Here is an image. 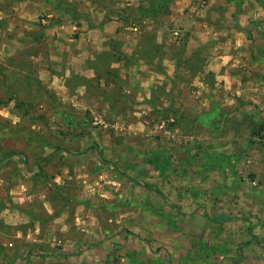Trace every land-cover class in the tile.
Masks as SVG:
<instances>
[{
	"label": "rangeland",
	"instance_id": "obj_1",
	"mask_svg": "<svg viewBox=\"0 0 264 264\" xmlns=\"http://www.w3.org/2000/svg\"><path fill=\"white\" fill-rule=\"evenodd\" d=\"M95 2L107 11L101 21L112 15V20L120 19L117 30L141 38L138 53L159 68L163 45L144 28L145 12L139 15L130 7L116 12L121 10L120 0ZM3 9L0 264H26L17 249L24 254L26 244L36 239L45 243L54 236L73 238L76 224L95 234L109 228L112 235L133 226L135 239L129 245L137 250V264H264L261 144L237 142L242 149L237 155L214 151L220 144L212 140L210 131L185 132L171 109L137 115L129 102L115 103L118 73L105 63L116 61L129 68L131 61L116 59L119 51L114 44V53L90 64L104 85H99V77L91 79L97 82L66 78L69 90L81 85L95 96L91 101L79 100L80 94L76 97L62 89L65 78L56 80L62 74L60 61L53 64L47 58L41 64L34 59L49 52L39 23L26 29L24 20L13 18L7 1ZM72 16L78 21L87 14L77 11ZM133 27L136 32L130 31ZM173 29L170 25L161 32L175 59L183 53L186 36L173 46ZM192 65L198 68L199 62ZM155 164L163 165L158 169ZM203 216L232 220L209 224ZM144 228L151 231L145 234ZM22 234L28 235L26 239L20 238ZM36 264L48 262L38 259Z\"/></svg>",
	"mask_w": 264,
	"mask_h": 264
},
{
	"label": "crops",
	"instance_id": "obj_2",
	"mask_svg": "<svg viewBox=\"0 0 264 264\" xmlns=\"http://www.w3.org/2000/svg\"><path fill=\"white\" fill-rule=\"evenodd\" d=\"M6 1L13 18L24 20L26 29H30L29 24L39 23L36 26L49 52L48 57L37 54L34 59L41 64L47 58L53 64L60 61L62 74L56 75V80L65 78L62 89L75 92L76 97L80 94L83 99L79 100L91 101L95 96L91 97V91L81 85L69 90L65 86L66 78L79 76L97 82L91 80L99 75L90 64L103 61L108 52L114 53L111 47L114 44L119 51L116 59L131 61L129 68L116 61L104 62L108 69H116L118 73L119 86L115 90L119 96L115 103L129 102L137 109L134 112L137 115L155 109L161 112L171 109L185 132L192 129L195 135L198 131L203 135L210 131L212 140L220 144L214 151L229 150L237 155L242 151L237 142L249 140L261 144L264 156V0H120L121 10L116 8V12L120 13L125 7L136 10L139 15L145 12L144 28L157 44L163 45L159 68L138 56L136 51L141 38H132L117 30L120 19L112 20V15L101 21L107 11L95 0H0V20ZM77 11L87 16L74 21L72 12ZM170 25L174 28L173 35L177 33L175 44L171 43L173 46L180 45L186 36L183 53L175 59L161 32ZM72 34L77 36L72 37ZM193 61L199 62L198 68L193 69ZM109 71H105V75ZM98 83L104 85L100 77ZM150 177L156 181L154 175ZM203 218L209 224L232 220L230 217ZM224 219L227 221L223 222ZM109 224L113 226L112 220ZM76 225L77 236L73 238L54 236L45 243L35 238L36 242L26 244L24 254L17 249L24 257L20 261L26 264H36L38 259L48 264H137L134 259L137 250L129 245L135 239L133 226L124 225L126 230L120 226L122 231L117 230V234L112 235L109 228L98 229L95 234L85 226ZM143 231L146 234L151 229ZM27 236L22 234L20 238ZM7 243L8 247H13L12 242ZM42 245L50 249H42Z\"/></svg>",
	"mask_w": 264,
	"mask_h": 264
},
{
	"label": "trees",
	"instance_id": "obj_3",
	"mask_svg": "<svg viewBox=\"0 0 264 264\" xmlns=\"http://www.w3.org/2000/svg\"><path fill=\"white\" fill-rule=\"evenodd\" d=\"M143 14H144V13H143ZM72 17H73V16H72ZM74 19H75V18H74ZM139 48H140V47H139ZM137 54H138V56L142 57V54H141V53L139 54V53H138V50H137ZM145 187L147 188V187H149V186H148V185H145ZM156 191L158 192V190H156ZM225 221H227V220L224 219L223 222H225ZM223 222H222V223H223Z\"/></svg>",
	"mask_w": 264,
	"mask_h": 264
},
{
	"label": "built area",
	"instance_id": "obj_4",
	"mask_svg": "<svg viewBox=\"0 0 264 264\" xmlns=\"http://www.w3.org/2000/svg\"><path fill=\"white\" fill-rule=\"evenodd\" d=\"M133 31H137L135 28L133 29ZM175 36H177V33L174 34ZM172 123L174 122L173 120H170Z\"/></svg>",
	"mask_w": 264,
	"mask_h": 264
}]
</instances>
